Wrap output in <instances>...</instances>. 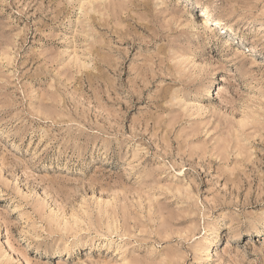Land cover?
<instances>
[{"label":"clouds","instance_id":"1","mask_svg":"<svg viewBox=\"0 0 264 264\" xmlns=\"http://www.w3.org/2000/svg\"><path fill=\"white\" fill-rule=\"evenodd\" d=\"M0 264H264V0H0Z\"/></svg>","mask_w":264,"mask_h":264}]
</instances>
